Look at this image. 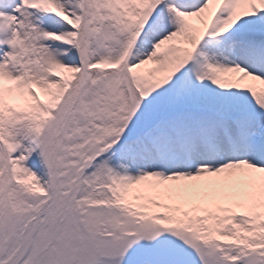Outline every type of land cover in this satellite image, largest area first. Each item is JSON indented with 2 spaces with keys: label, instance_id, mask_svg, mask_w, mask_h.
<instances>
[{
  "label": "snow or ice",
  "instance_id": "6c2138e0",
  "mask_svg": "<svg viewBox=\"0 0 264 264\" xmlns=\"http://www.w3.org/2000/svg\"><path fill=\"white\" fill-rule=\"evenodd\" d=\"M0 264H264V0H0Z\"/></svg>",
  "mask_w": 264,
  "mask_h": 264
}]
</instances>
